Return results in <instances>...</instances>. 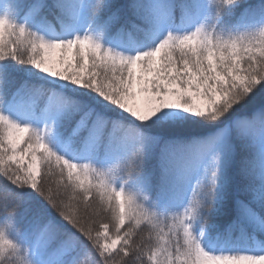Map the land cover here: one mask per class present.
Segmentation results:
<instances>
[{"label": "snow or ice", "instance_id": "1", "mask_svg": "<svg viewBox=\"0 0 264 264\" xmlns=\"http://www.w3.org/2000/svg\"><path fill=\"white\" fill-rule=\"evenodd\" d=\"M0 264H264V0H0Z\"/></svg>", "mask_w": 264, "mask_h": 264}]
</instances>
